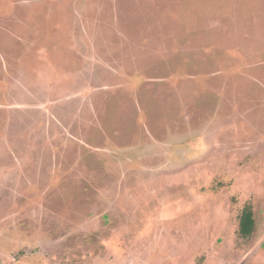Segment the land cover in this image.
I'll use <instances>...</instances> for the list:
<instances>
[{
    "label": "rangeland",
    "instance_id": "1",
    "mask_svg": "<svg viewBox=\"0 0 264 264\" xmlns=\"http://www.w3.org/2000/svg\"><path fill=\"white\" fill-rule=\"evenodd\" d=\"M0 264H264V0H0Z\"/></svg>",
    "mask_w": 264,
    "mask_h": 264
},
{
    "label": "trees",
    "instance_id": "2",
    "mask_svg": "<svg viewBox=\"0 0 264 264\" xmlns=\"http://www.w3.org/2000/svg\"><path fill=\"white\" fill-rule=\"evenodd\" d=\"M253 227H254L253 212L249 206H246L242 211V215L240 217L239 234L242 237H248L252 233Z\"/></svg>",
    "mask_w": 264,
    "mask_h": 264
}]
</instances>
